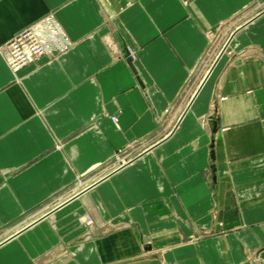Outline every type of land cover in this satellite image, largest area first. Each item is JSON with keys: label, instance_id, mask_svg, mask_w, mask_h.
Instances as JSON below:
<instances>
[{"label": "crops", "instance_id": "0c3cea01", "mask_svg": "<svg viewBox=\"0 0 264 264\" xmlns=\"http://www.w3.org/2000/svg\"><path fill=\"white\" fill-rule=\"evenodd\" d=\"M44 22L0 55V264H264V0H0V45Z\"/></svg>", "mask_w": 264, "mask_h": 264}, {"label": "built area", "instance_id": "2783aa9c", "mask_svg": "<svg viewBox=\"0 0 264 264\" xmlns=\"http://www.w3.org/2000/svg\"><path fill=\"white\" fill-rule=\"evenodd\" d=\"M234 33L227 38L222 47L223 49H221L220 54L216 58H219L225 52ZM56 37L53 29L47 27L45 22L38 23L28 27L6 43L0 45V55L8 69L12 73H16L27 65H34L41 59H53L65 51L66 45L56 47L52 45L56 43ZM130 58H133V56H130Z\"/></svg>", "mask_w": 264, "mask_h": 264}, {"label": "rangeland", "instance_id": "374dc122", "mask_svg": "<svg viewBox=\"0 0 264 264\" xmlns=\"http://www.w3.org/2000/svg\"><path fill=\"white\" fill-rule=\"evenodd\" d=\"M255 17V15L253 16ZM247 18V19H243L241 21H237L236 19L232 22V24H228L227 27V31L225 32L224 35L221 36V38H212V43L210 46L209 51L206 53V55H204V57L202 58V60L200 61L198 67H197V71H196V82L192 85L191 83H189L188 85H186V88L184 89V97L186 96V94H189V97L186 99L185 102H187V100L191 97L190 94H192L194 88H196V86H198V84L200 83L201 80L204 79L206 72L210 69L211 65L213 64V61L215 60V58L217 57L218 54H220L221 49H223L222 47L224 46L227 38L232 35L236 30L240 29L241 27H243L247 22H250L252 20V18ZM225 27V28H226ZM224 28V29H225ZM27 29V28H26ZM223 29V28H222ZM25 30V29H24ZM23 30V31H24ZM22 32V31H21ZM20 33V32H19ZM17 35V34H16ZM13 38V37H12ZM11 38V39H12ZM230 42V41H229ZM6 43V42H5ZM4 44V43H3ZM53 46H58L56 43L52 44ZM224 53V52H223ZM222 56V54L219 56V58ZM33 65V64H31ZM29 66V65H27ZM25 66V67H27ZM23 67V68H25ZM22 68V69H23ZM195 80V79H194ZM146 150H148V147H139L136 149V151L134 152V154L136 156H140L141 154L145 153ZM123 156H120L118 159L117 157L115 158V162L113 164V166H111V170L114 171L117 168L123 166ZM111 171V172H112ZM89 219L86 220V224L88 223Z\"/></svg>", "mask_w": 264, "mask_h": 264}, {"label": "bare ground", "instance_id": "6f19581e", "mask_svg": "<svg viewBox=\"0 0 264 264\" xmlns=\"http://www.w3.org/2000/svg\"><path fill=\"white\" fill-rule=\"evenodd\" d=\"M230 43V42H229Z\"/></svg>", "mask_w": 264, "mask_h": 264}]
</instances>
